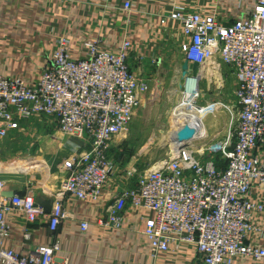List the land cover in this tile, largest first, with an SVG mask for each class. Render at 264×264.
Returning a JSON list of instances; mask_svg holds the SVG:
<instances>
[{
    "label": "built area",
    "instance_id": "1",
    "mask_svg": "<svg viewBox=\"0 0 264 264\" xmlns=\"http://www.w3.org/2000/svg\"><path fill=\"white\" fill-rule=\"evenodd\" d=\"M131 7L125 4L126 10ZM168 19L180 22L189 40L182 46L189 69L181 88L185 98H194L190 108L194 111L189 110L204 118L221 110L236 111L235 132L225 142L198 149L197 145L206 143L196 140L191 142L194 147H179L168 160L152 167L141 170L135 165L124 171L125 186L117 187L103 223L119 227L126 206L133 204L156 213L143 229L155 255L171 245L195 244V264H233L248 255L264 259V249L248 239V232L256 230L252 213L264 211L249 198L255 181L264 190V0H257L254 13L246 20L181 10L166 14L163 23ZM87 47L88 57L74 60L68 40L60 38L58 50L35 85L0 75V141L19 139L23 124L31 127L33 121L50 120L64 136L81 142L58 165L63 180L49 215L53 234L68 217L66 195L97 198L108 180L118 175L113 148L150 93L148 82L131 69L128 41L119 53L92 43ZM221 66L229 67L235 77L232 104H198L206 75L201 76L200 70L211 67L223 81ZM151 94V100L159 95ZM5 186L0 180V238L10 236L5 213L14 210L23 214L24 237L29 240L31 227L45 211L33 193L3 197ZM88 225L82 222V231ZM59 250L58 241L38 246L29 256L0 248V262L71 264L58 257Z\"/></svg>",
    "mask_w": 264,
    "mask_h": 264
},
{
    "label": "crops",
    "instance_id": "2",
    "mask_svg": "<svg viewBox=\"0 0 264 264\" xmlns=\"http://www.w3.org/2000/svg\"><path fill=\"white\" fill-rule=\"evenodd\" d=\"M126 3L131 4L130 10L125 9ZM256 3L257 0H0V75L37 84L58 50L60 38L68 40L74 60L88 57V43L119 53L128 41L131 69L150 88L133 121L153 118L164 101L158 100L159 96L151 100V92L165 94L183 87L186 62L182 46L189 43L181 23L172 19L163 23L164 16L181 10L224 20H246L254 13ZM221 68L226 70L227 66ZM222 75L224 78L228 74ZM233 99L214 100L232 104ZM227 113L221 110L205 119L228 118L231 113ZM165 114V118H173L171 112ZM80 143L64 136L50 120L33 121L31 127L23 124L19 139L0 141V180L6 185L2 196L9 198L7 194L11 192L33 193L52 204L63 180L58 165L76 152ZM116 148L115 145L113 153L118 175L108 180L97 198L66 195L64 209L68 217L57 232L53 234L49 229L51 213H45L31 227L29 240L24 237L23 214L7 211L10 236L0 238V248L29 256L38 246L58 241V257L71 264H195V244L171 245L167 251L154 254L152 242L143 232L145 221L156 217L151 210L129 204L119 227L103 223L117 187L125 186L121 174L136 165L127 161L122 148L121 152H116ZM42 162L45 168H41ZM249 198L264 208V190L257 181ZM251 220L256 230L248 232V239L255 247L264 249V211H254ZM82 222L89 223L86 231H82ZM233 264H264V259L240 256Z\"/></svg>",
    "mask_w": 264,
    "mask_h": 264
},
{
    "label": "rangeland",
    "instance_id": "3",
    "mask_svg": "<svg viewBox=\"0 0 264 264\" xmlns=\"http://www.w3.org/2000/svg\"><path fill=\"white\" fill-rule=\"evenodd\" d=\"M208 70H211V72L208 73ZM204 71L206 75L201 84L202 92L201 97L197 100L198 104H201L200 102L206 103L207 101L217 102L214 99L218 97L222 99L233 98L235 77L229 67L226 70L222 68L220 70L221 74H228L227 76L225 75L223 81H221L217 72H213L211 67ZM174 89L165 94L157 92L159 94L158 100L164 101L159 113L154 115L153 118H135L127 132L116 143V152H121L122 148V152L126 154L127 161L132 160L141 170L152 167L157 162L168 160L174 151L170 145L163 143V137L169 134L175 121L174 116L173 118H165L167 116L165 113L171 112L172 115L173 110L185 99L181 90L178 88H176L177 90ZM236 113V111L234 114L228 115L227 113L228 118L204 119L209 137L203 142L208 143L209 141L208 145L210 143L213 144V142H225L228 134L235 132ZM215 136H218V138L216 137L217 139L214 141ZM204 145L197 146L202 147ZM200 147L198 149H201ZM198 149L195 148V150ZM8 167L6 171H9L10 168Z\"/></svg>",
    "mask_w": 264,
    "mask_h": 264
},
{
    "label": "bare ground",
    "instance_id": "4",
    "mask_svg": "<svg viewBox=\"0 0 264 264\" xmlns=\"http://www.w3.org/2000/svg\"><path fill=\"white\" fill-rule=\"evenodd\" d=\"M204 70V68L200 70L202 72L201 76L205 73ZM210 72L211 70H208V73ZM193 99V96H187L185 100L183 102L181 101L182 103L173 110L175 119L173 127L169 134L163 137V143L170 145L174 151L179 148L181 140L186 139L193 143L196 140L206 139L208 137V131L204 123L205 118L199 113L189 111L194 102ZM43 166H45L44 163L41 168H45Z\"/></svg>",
    "mask_w": 264,
    "mask_h": 264
},
{
    "label": "water",
    "instance_id": "5",
    "mask_svg": "<svg viewBox=\"0 0 264 264\" xmlns=\"http://www.w3.org/2000/svg\"><path fill=\"white\" fill-rule=\"evenodd\" d=\"M188 69H189V65H188V63H185L184 66H183V77H185L188 74ZM197 70H198V64H195L194 65V75L197 74ZM206 145H208V143L205 144L202 147H205ZM184 146H192V147H194L192 145V143L190 141L186 140V139L180 141V146L179 147L182 148ZM197 148H198V146H197ZM16 195L17 196H24L25 194L24 193H20V192H18V193L11 192V193L7 194V196L9 198H13ZM35 201H36V204L38 206H40V207H42L44 209L45 213H48V214L51 213V211H52V204H51L50 201L43 200L41 197H36Z\"/></svg>",
    "mask_w": 264,
    "mask_h": 264
}]
</instances>
